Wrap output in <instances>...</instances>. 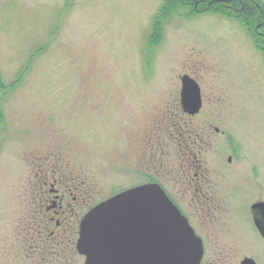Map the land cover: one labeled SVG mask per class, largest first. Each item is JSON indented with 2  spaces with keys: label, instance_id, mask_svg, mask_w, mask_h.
<instances>
[{
  "label": "rangeland",
  "instance_id": "374dc122",
  "mask_svg": "<svg viewBox=\"0 0 264 264\" xmlns=\"http://www.w3.org/2000/svg\"><path fill=\"white\" fill-rule=\"evenodd\" d=\"M164 1L0 0V264L51 261L44 235L76 238L92 207L158 179L162 162L173 190L196 172L216 185L225 211L206 221L224 264H264L249 210L264 201V23L252 36L239 4L186 0L158 23ZM185 74L201 87L196 115L182 108ZM40 168L67 193L60 226L39 202ZM175 192L187 213L201 208V193Z\"/></svg>",
  "mask_w": 264,
  "mask_h": 264
},
{
  "label": "water",
  "instance_id": "95a60500",
  "mask_svg": "<svg viewBox=\"0 0 264 264\" xmlns=\"http://www.w3.org/2000/svg\"><path fill=\"white\" fill-rule=\"evenodd\" d=\"M181 102L189 113L202 106L201 88L189 74L182 76ZM264 235V202L254 204ZM78 250L85 264H200L199 236L157 183L118 192L92 207L80 223ZM241 264H256L246 257Z\"/></svg>",
  "mask_w": 264,
  "mask_h": 264
},
{
  "label": "flooded vegetation",
  "instance_id": "af4514ba",
  "mask_svg": "<svg viewBox=\"0 0 264 264\" xmlns=\"http://www.w3.org/2000/svg\"><path fill=\"white\" fill-rule=\"evenodd\" d=\"M203 106V104H202ZM201 106V108H202ZM183 110L186 111L184 109V107L182 106ZM200 108V110H201ZM200 110L195 113L194 115L198 114L200 112ZM187 112V111H186ZM216 130H218V128H216ZM201 141L203 142V144L205 145V143L208 142L209 140V135L206 131V126L201 128ZM194 161H198V157H194L193 158ZM232 157H228V161H231ZM164 162H162L161 165H158V168L156 169V174L158 175V179H154L153 181H147L134 186H131L129 188L141 185V184H145V183H157L159 184L164 191L168 194V196L171 198V200L178 206V208L180 209V211L182 212V214L184 216H186V218L189 221V224L192 226V228L194 229L195 233L197 236H199L202 240V244H203V256L201 258L200 264H224L225 260H227V254H226V246L225 244L222 242V240H220L218 233L214 232V225L206 220L210 219L211 221H213L214 219L220 218L221 213L225 211L224 206L222 207L220 205V203H218L216 196L214 195L215 193V187L216 185H210V179H206V175H204L203 173H201L202 175H200L199 172H196V179L197 182H194L193 180L190 179V177H187L185 180H183L180 183V186L178 188V190H173L171 182H175L174 180L176 179V177L173 174V176H166L168 173V170L166 168V163L163 164ZM184 167V166H182ZM172 168L171 166H169V169ZM187 169H190V167H187ZM141 169L138 168V171H140ZM139 173V172H138ZM40 174H41V186L40 188H42V192L43 194L40 195V201L41 202V207H44L45 205V214L49 213V212H53L52 215H50L49 220L53 221L55 220V223L57 226L61 225V220L59 218H57V216L59 214H61L60 212H65L64 210V202H67V205L69 204V201L67 200V193L66 191H61L63 188L61 185V181L60 178H49L47 175V170H43L42 168H40ZM46 174V175H45ZM218 176H220V173H217ZM62 176V175H61ZM187 176V174H185V177ZM166 179H168L166 181ZM158 180V181H157ZM164 180V181H163ZM179 181V180H178ZM170 184V188H168L166 186V184ZM211 183L214 184L211 180ZM49 188V189H47ZM67 190L69 193H72V187H67ZM126 188V189H129ZM176 188V187H175ZM46 190V192H48V194L46 192H44L43 190ZM125 190V189H123ZM173 190V191H172ZM194 190V192H196V194L201 193L202 195V202L200 203L201 208H199V205H197V208L193 210V213H187V211H185V209H183V207H181V205L176 201V199H173L172 196V192L176 191V194H184V193H188L189 191ZM214 190V191H213ZM122 191V190H121ZM120 192V191H119ZM179 200V199H178ZM257 202L260 201H256L253 204L250 205L249 210L251 213V217L253 219V223L254 226L256 227L257 231L260 233V235L262 236V238L264 239V235L262 234V232L259 230L255 218H259L260 211L259 210H255L253 208L254 204H256ZM222 203V202H221ZM212 205V206H211ZM224 208V210H222ZM192 217L193 218H198L197 220H199L202 224V227L200 228L198 225H196V223L194 221H192ZM48 219L46 220V222L48 223L49 221ZM44 224H41V226H43ZM49 225V223H48ZM80 225V222H79ZM45 227V225H44ZM213 230H212V229ZM46 230L45 228L42 227V230ZM41 230V231H42ZM200 230V231H199ZM47 231V230H46ZM79 232V230H78ZM44 233H40L41 238L43 237ZM45 238V242L47 244L50 243L49 248L50 249H54L51 253H53L54 257L51 259L49 258H43V264H70V259H73V264H85L86 262V256L84 254H82L79 250H78V240H79V233L77 234V237L73 238L72 235H61V234H55V233H48V235H44ZM65 242H68L67 244H65ZM52 243V245H51ZM65 244V245H64ZM65 246V248H67L69 246L68 249L65 250V248H63ZM48 256V255H47ZM249 257V256H247ZM246 258V257H244ZM253 258V257H250ZM254 259V258H253ZM54 260V262L52 261ZM255 260V259H254ZM256 262V260H255ZM242 263V261H241ZM257 264V262H256Z\"/></svg>",
  "mask_w": 264,
  "mask_h": 264
},
{
  "label": "trees",
  "instance_id": "16d2710c",
  "mask_svg": "<svg viewBox=\"0 0 264 264\" xmlns=\"http://www.w3.org/2000/svg\"><path fill=\"white\" fill-rule=\"evenodd\" d=\"M183 1L185 0H165L158 13L159 15L155 20L158 18V23L159 20L163 19L162 21H164L172 13V11L178 10V7H180L178 3L180 4ZM189 1L190 4H192L193 9L194 6L197 8L199 4L201 5L206 3L210 9L218 10L220 12L234 11L233 5L239 4V9H236L238 16L241 20L246 22L252 36L255 35V28L260 25L258 22L262 21L264 23V12L259 0H186V4H188ZM261 40L264 45V37H262Z\"/></svg>",
  "mask_w": 264,
  "mask_h": 264
}]
</instances>
